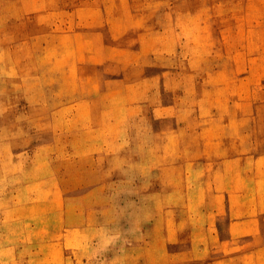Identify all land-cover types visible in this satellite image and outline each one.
I'll list each match as a JSON object with an SVG mask.
<instances>
[{
    "label": "rangeland",
    "instance_id": "1",
    "mask_svg": "<svg viewBox=\"0 0 264 264\" xmlns=\"http://www.w3.org/2000/svg\"><path fill=\"white\" fill-rule=\"evenodd\" d=\"M190 248L264 264V0H0V264Z\"/></svg>",
    "mask_w": 264,
    "mask_h": 264
},
{
    "label": "crops",
    "instance_id": "2",
    "mask_svg": "<svg viewBox=\"0 0 264 264\" xmlns=\"http://www.w3.org/2000/svg\"><path fill=\"white\" fill-rule=\"evenodd\" d=\"M253 221V220H252ZM232 225V224H231ZM200 233V232H199ZM202 234V237H211L212 236V233L208 230V231H204V232H201ZM194 235V234H193ZM234 235V234H233ZM175 242V241H174ZM192 248H194L193 244H191ZM190 248V249H187V250H183V249H174L173 252H171L169 255H168V261H169V264H175L176 261L178 260H181V261H185V260H188L189 258L186 256V252H192L193 249ZM181 258V259H180Z\"/></svg>",
    "mask_w": 264,
    "mask_h": 264
}]
</instances>
